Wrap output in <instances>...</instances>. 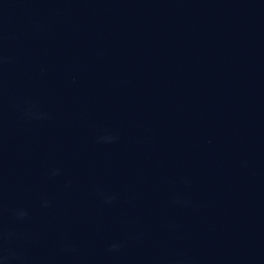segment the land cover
Returning a JSON list of instances; mask_svg holds the SVG:
<instances>
[{
	"label": "water",
	"instance_id": "obj_1",
	"mask_svg": "<svg viewBox=\"0 0 264 264\" xmlns=\"http://www.w3.org/2000/svg\"><path fill=\"white\" fill-rule=\"evenodd\" d=\"M0 264H264V0H0Z\"/></svg>",
	"mask_w": 264,
	"mask_h": 264
}]
</instances>
